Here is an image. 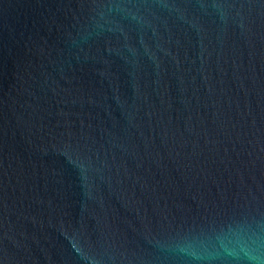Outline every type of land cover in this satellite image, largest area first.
Returning <instances> with one entry per match:
<instances>
[{
	"label": "water",
	"instance_id": "obj_1",
	"mask_svg": "<svg viewBox=\"0 0 264 264\" xmlns=\"http://www.w3.org/2000/svg\"><path fill=\"white\" fill-rule=\"evenodd\" d=\"M0 264H264V0H0Z\"/></svg>",
	"mask_w": 264,
	"mask_h": 264
}]
</instances>
